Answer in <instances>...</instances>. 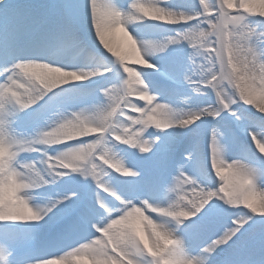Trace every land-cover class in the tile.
I'll use <instances>...</instances> for the list:
<instances>
[{
  "label": "snow or ice",
  "instance_id": "obj_1",
  "mask_svg": "<svg viewBox=\"0 0 264 264\" xmlns=\"http://www.w3.org/2000/svg\"><path fill=\"white\" fill-rule=\"evenodd\" d=\"M0 264H264V0H0Z\"/></svg>",
  "mask_w": 264,
  "mask_h": 264
}]
</instances>
